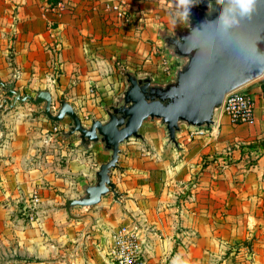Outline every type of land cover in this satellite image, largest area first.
Instances as JSON below:
<instances>
[{
	"label": "rangeland",
	"instance_id": "1",
	"mask_svg": "<svg viewBox=\"0 0 264 264\" xmlns=\"http://www.w3.org/2000/svg\"><path fill=\"white\" fill-rule=\"evenodd\" d=\"M168 2L169 0H44L42 12L51 14V26L62 18L63 13L71 9L94 12L102 23V31L96 39L104 42L102 45L107 47V50L103 49V55L98 57L96 62L101 66L102 75L115 76L117 81L113 85L116 83L118 85L115 89L113 87L114 91L108 94L109 97L100 98L96 83L93 81L86 84L89 95L87 100L97 108L88 109L85 105L77 106L76 110L73 108L82 124L88 125L93 119L103 121L107 118L103 107L111 104L124 88V77L119 70L120 67L137 75L150 73L156 81H166L163 73L159 74V68L166 63L176 66V61L164 49L163 41L157 35L156 29L164 28L168 32H175L185 25L178 24L173 29L169 19ZM16 6L13 1L0 3V58L5 56V62L10 63V66L7 65L10 70L7 77L9 80L19 77L12 66L17 38ZM134 38L143 40L146 46L145 53L143 49L139 52L133 47L131 42H134ZM124 41L130 43L125 45ZM57 75L58 71L54 69L48 77V84L56 85ZM1 76L4 75L0 74ZM37 88L38 82L31 83L29 80L20 90L22 94L34 95ZM2 97L11 98V94L0 90V99ZM62 98L54 96V102L51 103L53 111L57 110L59 100ZM33 105L38 110L33 111L32 116L46 118L41 112L42 106L28 104ZM223 116V113L220 114V121ZM46 119L50 121V131L54 134L53 139L56 143L61 147L73 148L75 138L71 136L72 138L63 141L61 135L63 130H67L70 119L68 117L59 121ZM181 130L184 131L182 134ZM181 130L176 134L180 145L177 149L167 141L164 127L156 120L143 121L139 133L144 141L129 138L119 146V161L113 170L114 181L117 183L121 180L131 181L133 186H138L140 190L135 191L136 197L130 196L133 205H137L141 200L145 208L155 207L162 212L160 218L172 215L182 219L189 213H193V216L201 213L204 218L210 219V224L216 229V236L213 243L205 244L210 251L204 253V257L202 253L193 251L192 255L186 256L185 259L184 255L187 253L185 250L189 249L193 241L189 237L186 240L184 238L191 232L184 233L183 237H177V240L172 242L171 247L175 253L179 248L185 252L181 256L180 264H264V195H259L263 200L255 202L252 199L251 204L240 205L239 197L231 193L244 184L242 175L247 170L256 166L261 168L258 159L264 157V136H258L259 134L254 133L255 130L250 126L240 127L238 131L232 132V136H222L217 129L211 128L208 130L182 126ZM250 147L253 148L252 152H249ZM77 156L70 155L68 161L67 155H59L60 168L66 169L64 175H61L68 183L64 190L56 191L59 196L58 202L62 206L71 199L70 197L77 194L81 183L93 180L90 171L74 170L79 166L76 162ZM89 159L97 170L108 157L102 156L97 149ZM260 160L263 172L261 181L264 185V160L263 158ZM224 189L228 191H223ZM34 192L36 191L30 194L22 208L14 204L13 209H8L7 217L0 224V264H36L39 260L31 257V252L16 239L18 226L37 221L41 200L33 205ZM36 193L41 198L40 194ZM164 206L176 210L165 212ZM83 209L75 208L73 213L80 215ZM132 220V223H135L133 217ZM181 228L188 231L185 226Z\"/></svg>",
	"mask_w": 264,
	"mask_h": 264
},
{
	"label": "crops",
	"instance_id": "2",
	"mask_svg": "<svg viewBox=\"0 0 264 264\" xmlns=\"http://www.w3.org/2000/svg\"><path fill=\"white\" fill-rule=\"evenodd\" d=\"M11 1L17 4L15 13L17 38L12 66L19 77L15 80L7 79L10 71L7 65L10 66V63L5 62L3 56L0 58V74L4 76H1L0 80L5 83L13 82L14 89L19 91L29 80L31 83L38 82L36 90H49L52 103L54 96L57 95L69 102L75 110L79 105L95 110L97 107L87 100L89 95L86 84L94 81L98 86L100 98L109 97L118 85L117 83L113 85L117 81L115 76L102 75L101 66L96 62L98 57L103 55V49L107 50V47L102 45L104 42L96 39L102 31V23L96 13L71 9L63 13L62 18L51 26V14L42 12L44 0H0V3ZM128 43L124 41L123 44ZM131 44L139 52L142 49L143 53L146 52L142 39L134 38ZM54 69L58 71L57 83L51 86L48 84V77ZM241 89L250 93L256 100L254 124H233L226 115L220 121L219 115L216 117V124L209 128L217 129L222 136H232V132L238 131L240 127L250 126L255 130L254 133L259 134L258 136H264V74ZM28 104L30 103L27 101L17 103L0 114V224L7 217L8 209L14 208V204L22 208L33 191L40 194L37 221L32 224H21V227L18 226L16 229L17 242L26 246L31 252V257L39 258L36 264H107L105 253L111 243V234L118 226L138 229L145 241L144 256L148 264H180L181 256L185 252L186 259L193 251L202 253V256L210 251L205 244L213 243L216 229L210 224L209 218H204L201 213L197 216L189 213L182 219L172 215L160 218L162 212L155 207L145 208L141 200L137 205H133L130 196L136 197L135 191L140 190L139 187L133 186L131 181L115 182L113 171L111 181L115 184L116 191L121 194L120 203L113 200L112 194L108 193L95 205L88 208L78 206L71 210L73 213L75 208H87L81 210L80 215L90 214L93 218V223L88 227L85 238L80 243L82 231L89 220L69 217L64 206L58 202L59 196L56 191L64 190L68 184L61 175H64L66 169L60 168L59 155H67L68 161L70 155H78L76 162L79 166L74 170L90 171L93 174L92 182L81 183L77 194L70 197L73 199L80 195L83 185L92 184L95 180L96 170L89 156L96 153L97 149L108 159L109 154L103 151L100 144L85 150L76 144V138L73 148L59 146L50 131V121L43 117H33L32 112L38 108ZM182 132L184 131L181 130L180 134ZM69 138L72 137H63V141ZM174 147L180 148L178 141ZM90 150L92 153H88ZM262 158L264 160V157L260 159ZM260 159L258 163L261 168L256 166L247 170L242 175L244 184L231 192L239 197L240 205L251 204L252 199L255 202L263 200L259 197L264 195ZM161 200L162 198L159 199ZM164 208L165 212L176 210L166 206ZM132 217L135 223H132ZM182 226L188 231L182 229ZM184 233L189 234L184 240L189 237L193 243L185 252L179 248L175 253L171 247L172 242L177 240V237H183Z\"/></svg>",
	"mask_w": 264,
	"mask_h": 264
},
{
	"label": "water",
	"instance_id": "3",
	"mask_svg": "<svg viewBox=\"0 0 264 264\" xmlns=\"http://www.w3.org/2000/svg\"><path fill=\"white\" fill-rule=\"evenodd\" d=\"M208 4L209 0H200L191 8L188 24L175 32L156 29L164 49L176 61L172 78L160 82L150 73L137 75L124 67L119 68L125 86L113 103L104 108L107 118L103 121L93 119L91 124L84 125L64 98L59 100V108L53 111L49 90H37L34 95L22 94L14 89L13 82L0 80V90L11 94V98L0 99V114L17 103L40 104L42 114L49 120L70 119L67 130L61 132L64 138L73 136L77 139L76 144L85 150L100 144L109 154V159L95 171L94 182L83 185L80 195L67 200L64 205L69 217L89 220L80 243L93 218L90 214L75 215L71 210L95 205L108 193L112 194L113 200L121 202V194L111 181V173L118 164L120 144L129 138L143 139L139 133L143 121L156 120L164 127L168 141L177 146L176 134L182 126H214L225 95L264 73V64L246 58L254 57V46L258 53L264 54V0L258 4L252 19L235 30L230 42L218 36L215 25L208 24L201 29L202 24L214 21L218 16V10H211Z\"/></svg>",
	"mask_w": 264,
	"mask_h": 264
},
{
	"label": "built area",
	"instance_id": "4",
	"mask_svg": "<svg viewBox=\"0 0 264 264\" xmlns=\"http://www.w3.org/2000/svg\"><path fill=\"white\" fill-rule=\"evenodd\" d=\"M166 63L159 68V74L163 78L173 77L176 66ZM164 71L166 73H164ZM264 96V90H263ZM256 100L250 93L241 88L228 92L222 102L217 116L224 114L233 124L252 125L255 122L254 109ZM201 132L203 129L200 130ZM40 198L37 193L32 195L35 205ZM145 242L136 227L118 226L111 234V243L106 250L105 259L107 264H148L144 256Z\"/></svg>",
	"mask_w": 264,
	"mask_h": 264
},
{
	"label": "clouds",
	"instance_id": "5",
	"mask_svg": "<svg viewBox=\"0 0 264 264\" xmlns=\"http://www.w3.org/2000/svg\"><path fill=\"white\" fill-rule=\"evenodd\" d=\"M261 0H209L208 7L218 10V16L214 21H206L201 25L212 24L217 28V34L221 39L231 41L235 30L239 29L245 21H250L257 10ZM200 3V0H169L168 8L170 23L173 29L178 24H188L191 8ZM187 39V38H186ZM260 39V36L257 40ZM180 46V41H177ZM254 57L251 58L257 64H264V54L257 52L256 46L252 50Z\"/></svg>",
	"mask_w": 264,
	"mask_h": 264
},
{
	"label": "trees",
	"instance_id": "6",
	"mask_svg": "<svg viewBox=\"0 0 264 264\" xmlns=\"http://www.w3.org/2000/svg\"><path fill=\"white\" fill-rule=\"evenodd\" d=\"M250 150H253V148H252V147H250Z\"/></svg>",
	"mask_w": 264,
	"mask_h": 264
}]
</instances>
